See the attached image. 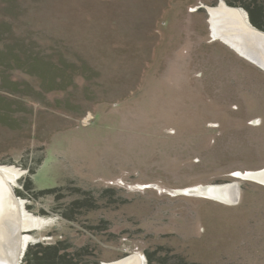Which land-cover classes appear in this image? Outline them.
Segmentation results:
<instances>
[{"label":"rangeland","instance_id":"374dc122","mask_svg":"<svg viewBox=\"0 0 264 264\" xmlns=\"http://www.w3.org/2000/svg\"><path fill=\"white\" fill-rule=\"evenodd\" d=\"M219 1L0 0V165L39 222L26 249L264 264V184L236 175L264 168V67L212 38ZM75 186L108 199L68 219Z\"/></svg>","mask_w":264,"mask_h":264},{"label":"bare ground","instance_id":"6f19581e","mask_svg":"<svg viewBox=\"0 0 264 264\" xmlns=\"http://www.w3.org/2000/svg\"><path fill=\"white\" fill-rule=\"evenodd\" d=\"M251 29L258 39L257 42L259 41L258 43L264 46V41H262L264 40V32L252 26ZM247 36L246 33L233 32L230 40L245 56H248V58L264 67V54L259 52L258 49H254L251 43L247 42ZM10 167L0 165V264H19L22 251L27 244L26 239H23L22 232L38 226L39 223L36 217H32L22 209L21 201L13 196L8 183L12 185L11 179L16 176L17 171L13 167ZM237 175L252 178L264 184V168L246 173L238 172ZM4 183L7 185L4 186ZM233 188H236L234 183L221 187L217 192L222 197L224 196L229 199ZM2 222L5 225H2ZM103 264H145V259L142 256L136 255L134 258H126L113 263Z\"/></svg>","mask_w":264,"mask_h":264},{"label":"trees","instance_id":"16d2710c","mask_svg":"<svg viewBox=\"0 0 264 264\" xmlns=\"http://www.w3.org/2000/svg\"><path fill=\"white\" fill-rule=\"evenodd\" d=\"M228 3H232L230 0H226ZM244 8L248 11L250 16L251 23L264 31V23L262 22L263 16H264V5L261 3L259 4L258 0H245L243 3ZM31 172L35 173L34 170L31 169ZM31 183L29 181H26L25 187L27 190H30L33 192L34 188L31 187ZM61 190L59 186L52 187V188H45V189H39L36 192H33L34 196L40 195V194H53L54 192ZM110 189H107L106 191H109ZM90 191L92 190H86L85 188H81L78 186H75L74 188V194L75 197L67 203L68 205V211L69 212H62L64 216L68 219H75L77 217V213L80 215L85 214L86 211H92L94 209L99 208L100 200L102 199V196L104 198L108 199V195L101 194L98 196H90L87 198L84 196L86 193L90 194ZM104 201H109V200ZM109 203V202H108ZM106 205H108L106 203ZM91 230L94 232V227H90ZM75 245V244H74ZM37 246H40L39 244ZM27 248V247H26ZM41 251L31 250V248L26 249L24 253V261L26 264H98L99 262V250L97 249V246L94 242H89L88 244L82 245V246H73L70 242H66V240H57L53 244H48L46 246L40 247ZM71 249V250H68ZM174 250L172 249L169 251V254H172L174 256H181L178 254L173 253ZM164 256L160 255V259L158 260V263L156 262H149L148 264H169L168 262H165L163 259ZM149 260H151V257L149 256ZM174 264V263H173ZM177 264H185L182 262H178ZM189 264V263H186Z\"/></svg>","mask_w":264,"mask_h":264},{"label":"crops","instance_id":"0c3cea01","mask_svg":"<svg viewBox=\"0 0 264 264\" xmlns=\"http://www.w3.org/2000/svg\"><path fill=\"white\" fill-rule=\"evenodd\" d=\"M207 7H208L207 10L209 12L210 32L213 39L216 40L222 39L224 40V42L222 43H228L231 45L230 47L233 46L235 49H237L230 40L232 38V33L233 32L246 33L248 35L247 42L251 43L254 49H257V47L261 48V45L258 43L259 41L257 42L258 39L256 38L254 32L251 29V25L247 22L248 20L250 21V16L246 10L241 8L243 10L242 11L237 7H231L227 5L223 0L217 2V4L212 7L211 6H207Z\"/></svg>","mask_w":264,"mask_h":264},{"label":"water","instance_id":"95a60500","mask_svg":"<svg viewBox=\"0 0 264 264\" xmlns=\"http://www.w3.org/2000/svg\"><path fill=\"white\" fill-rule=\"evenodd\" d=\"M252 27H255L249 20L247 21ZM256 28V27H255ZM258 29V28H257ZM258 30H260V29H258ZM262 31V30H261ZM264 32V31H263ZM262 41H264V40H262ZM4 186L5 185H7L6 183H4L3 184ZM8 186L10 187V189H11V191H12V194H13V196L14 197H17V195H16V193H15V189H14V185H11V184H9L8 183ZM7 186V187H8ZM5 188V187H4ZM18 198V197H17ZM2 225H5L4 224V222H2ZM25 250H26V246H25V248L23 249V251H22V256H21V260H22V257H23V255H24V253H25ZM21 260H20V262H21ZM12 262V261H11ZM13 264H16V263H13Z\"/></svg>","mask_w":264,"mask_h":264},{"label":"flooded vegetation","instance_id":"af4514ba","mask_svg":"<svg viewBox=\"0 0 264 264\" xmlns=\"http://www.w3.org/2000/svg\"><path fill=\"white\" fill-rule=\"evenodd\" d=\"M207 6H211V5H206V7ZM212 7V6H211ZM237 8H239V7H237ZM239 9H241V8H239ZM207 10V9H206ZM242 10V9H241ZM243 11V10H242ZM261 169H263V168H261ZM258 170H260V169H258ZM249 171H256V170H248L247 172H249ZM236 175H237V173H236ZM258 182V181H257ZM25 211V210H24ZM26 212V211H25ZM27 213V212H26ZM28 214V213H27ZM30 215V214H29ZM27 230H29V229H27ZM27 237H28V235H27ZM28 240V238L26 239V241ZM50 244V243H49ZM144 258V257H143ZM145 264H146V258H145Z\"/></svg>","mask_w":264,"mask_h":264}]
</instances>
